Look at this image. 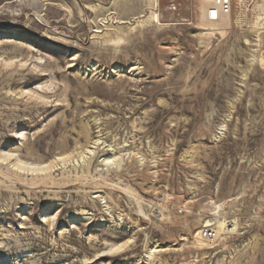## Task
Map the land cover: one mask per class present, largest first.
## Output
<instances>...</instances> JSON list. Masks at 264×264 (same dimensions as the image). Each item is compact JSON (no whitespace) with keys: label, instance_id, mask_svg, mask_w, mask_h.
I'll use <instances>...</instances> for the list:
<instances>
[{"label":"rangeland","instance_id":"374dc122","mask_svg":"<svg viewBox=\"0 0 264 264\" xmlns=\"http://www.w3.org/2000/svg\"><path fill=\"white\" fill-rule=\"evenodd\" d=\"M261 2L0 0V264H264Z\"/></svg>","mask_w":264,"mask_h":264},{"label":"bare ground","instance_id":"6f19581e","mask_svg":"<svg viewBox=\"0 0 264 264\" xmlns=\"http://www.w3.org/2000/svg\"><path fill=\"white\" fill-rule=\"evenodd\" d=\"M196 1V11L198 13V20L200 21V23L207 27V29H212V30H215V29H225V28H228L231 24V19L230 17L228 16H224L221 20L219 21H209L207 19V16H206V4L202 1V0H195ZM243 2L244 0H238L237 2V6H243ZM259 7H261L262 11H264V1H262L260 4H259ZM239 8V7H238ZM241 11V10H240ZM235 12V11H234ZM263 14V13H262ZM239 15V14H237ZM241 16H238V20H237V23H242V20L244 19H241L240 18ZM153 19L159 21V16L158 14H154ZM248 20V19H247ZM264 16L262 15H259L257 17V21L255 22L256 25L260 26V25H264ZM236 22V21H235ZM52 85V84H51ZM15 155V154H14ZM16 158H17V161H16V165L19 166V167H27L28 169L30 170H35V169H38V167H40L41 165L35 163V162H28V161H25L23 160L20 156L16 155ZM226 225V222L223 220V219H215V220H210L207 222V226H212L214 227L216 230V232H219L222 230V228ZM197 242L201 243V244H209L210 242L207 241V240H204L203 238H200L197 236L196 238Z\"/></svg>","mask_w":264,"mask_h":264},{"label":"built area","instance_id":"2783aa9c","mask_svg":"<svg viewBox=\"0 0 264 264\" xmlns=\"http://www.w3.org/2000/svg\"><path fill=\"white\" fill-rule=\"evenodd\" d=\"M193 1V0H192ZM206 4V16L209 21H219L224 16L231 17L238 0H202ZM264 1V0H261ZM250 4V0H244L243 5ZM206 238L215 236L213 229H206L204 231Z\"/></svg>","mask_w":264,"mask_h":264}]
</instances>
